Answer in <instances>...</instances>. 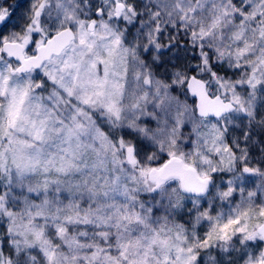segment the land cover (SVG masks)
Masks as SVG:
<instances>
[{
    "label": "snow or ice",
    "instance_id": "snow-or-ice-1",
    "mask_svg": "<svg viewBox=\"0 0 264 264\" xmlns=\"http://www.w3.org/2000/svg\"><path fill=\"white\" fill-rule=\"evenodd\" d=\"M0 264H264V0H0Z\"/></svg>",
    "mask_w": 264,
    "mask_h": 264
}]
</instances>
